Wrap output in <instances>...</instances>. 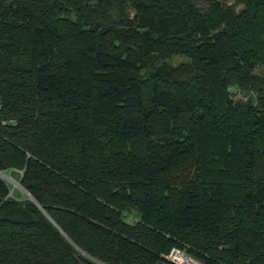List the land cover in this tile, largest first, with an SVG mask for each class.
Here are the masks:
<instances>
[{"label":"trees","instance_id":"obj_1","mask_svg":"<svg viewBox=\"0 0 264 264\" xmlns=\"http://www.w3.org/2000/svg\"><path fill=\"white\" fill-rule=\"evenodd\" d=\"M0 99V264H264V0H0Z\"/></svg>","mask_w":264,"mask_h":264},{"label":"water","instance_id":"obj_2","mask_svg":"<svg viewBox=\"0 0 264 264\" xmlns=\"http://www.w3.org/2000/svg\"><path fill=\"white\" fill-rule=\"evenodd\" d=\"M3 174H0V177H3ZM8 181L15 183L17 186L20 187L19 181L14 182L11 178H6ZM20 189L24 192V194L27 197V200L33 201L31 197L20 187ZM12 194L10 192L9 196ZM1 221L3 223L15 225V226H30L33 224L32 217L24 210L21 208H15V209H10L7 211Z\"/></svg>","mask_w":264,"mask_h":264},{"label":"rangeland","instance_id":"obj_3","mask_svg":"<svg viewBox=\"0 0 264 264\" xmlns=\"http://www.w3.org/2000/svg\"><path fill=\"white\" fill-rule=\"evenodd\" d=\"M224 2L227 5H232L233 0H224ZM194 4L200 10L201 13H203L205 11L206 6L203 3H201V2H195ZM184 62L185 61L183 59L174 58L171 61H169L168 64L171 65V66H177V65H179L181 63H184ZM231 93L234 94V101L245 103L248 100H250V95H248L246 93L238 92V91H231ZM8 175L9 174H7L6 176H8ZM14 182H16V181H14ZM8 185L10 186L11 192L14 193V196L16 198H19V195L20 194L21 195H24V197L26 196L24 194V192L20 189L21 186L19 187L15 183L10 182V181L8 182Z\"/></svg>","mask_w":264,"mask_h":264},{"label":"built area","instance_id":"obj_4","mask_svg":"<svg viewBox=\"0 0 264 264\" xmlns=\"http://www.w3.org/2000/svg\"><path fill=\"white\" fill-rule=\"evenodd\" d=\"M2 111V105H1V99H0V114ZM20 174V173H18ZM6 178H10L7 176L0 177V179L9 182ZM165 260L169 264H198L194 262L192 259L188 258L183 252L179 250H172L167 257H165Z\"/></svg>","mask_w":264,"mask_h":264}]
</instances>
